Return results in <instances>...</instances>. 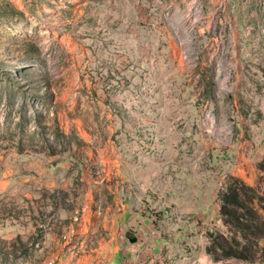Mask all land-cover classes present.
<instances>
[{
	"label": "rangeland",
	"instance_id": "374dc122",
	"mask_svg": "<svg viewBox=\"0 0 264 264\" xmlns=\"http://www.w3.org/2000/svg\"><path fill=\"white\" fill-rule=\"evenodd\" d=\"M88 204L145 264H264V0H0V264H80Z\"/></svg>",
	"mask_w": 264,
	"mask_h": 264
},
{
	"label": "crops",
	"instance_id": "0c3cea01",
	"mask_svg": "<svg viewBox=\"0 0 264 264\" xmlns=\"http://www.w3.org/2000/svg\"><path fill=\"white\" fill-rule=\"evenodd\" d=\"M91 204V203H90ZM88 204L86 208H83L84 213L81 215V220L77 223L79 225L78 232L80 236L89 232L92 235V244L89 255L81 253L78 263L80 264H145V257L152 253V259L157 257L156 248L144 247V241L135 242L133 244L128 242L127 231L129 218L131 217L130 210L124 206L123 211L113 213L111 215L110 226H107L108 219L105 215L99 211L92 210ZM138 214L133 212L132 216ZM101 226V230L97 233L95 230ZM142 233L141 229L135 228ZM102 230H105L103 234ZM103 234V235H102ZM71 235L69 234V238ZM73 247H78V250H82L84 243H72ZM156 246V245H155ZM155 249V250H154ZM156 252V253H155ZM158 258V257H157ZM144 260V262H143Z\"/></svg>",
	"mask_w": 264,
	"mask_h": 264
},
{
	"label": "trees",
	"instance_id": "16d2710c",
	"mask_svg": "<svg viewBox=\"0 0 264 264\" xmlns=\"http://www.w3.org/2000/svg\"><path fill=\"white\" fill-rule=\"evenodd\" d=\"M248 189H250L248 186L239 181H233L229 183L227 189L221 195L222 212L225 215L229 214L230 216H233L234 209L238 210L239 207L245 206L244 203H242L243 201L241 198L243 197L242 194ZM235 219L236 221H240V217H235ZM251 224L254 225L253 223ZM251 224H244L243 228H250ZM247 244L248 243L246 242L245 245L241 247L240 244L235 240V238H232V240H226L223 243L222 248L227 255H236L242 258H246L250 253L249 245Z\"/></svg>",
	"mask_w": 264,
	"mask_h": 264
},
{
	"label": "water",
	"instance_id": "95a60500",
	"mask_svg": "<svg viewBox=\"0 0 264 264\" xmlns=\"http://www.w3.org/2000/svg\"><path fill=\"white\" fill-rule=\"evenodd\" d=\"M134 241L136 240V239H133Z\"/></svg>",
	"mask_w": 264,
	"mask_h": 264
}]
</instances>
